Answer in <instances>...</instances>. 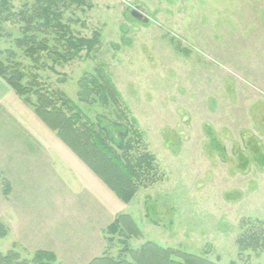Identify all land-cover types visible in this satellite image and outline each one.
<instances>
[{
    "label": "rangeland",
    "instance_id": "rangeland-1",
    "mask_svg": "<svg viewBox=\"0 0 264 264\" xmlns=\"http://www.w3.org/2000/svg\"><path fill=\"white\" fill-rule=\"evenodd\" d=\"M26 1L35 0H11L16 9ZM84 2L62 4L63 21L77 37L99 35V44L69 61L54 62L44 54L39 67L29 59L24 63L90 121L110 127L106 119L116 120L118 107L81 96L87 93L83 79L102 70L122 107L136 119L160 174L156 183L139 187L130 202L121 200L76 155L116 196L115 219L128 215L137 224L142 234L128 240L129 246L139 249L153 242L219 264H264V250L243 252L237 244L249 225L264 223V0ZM6 30L19 35L10 23ZM11 45L0 42L1 49ZM12 95L0 112V166H10L9 154L20 148L12 124L28 117L38 126L43 122L23 98L14 91ZM110 135L120 141L115 129ZM32 163L48 169L42 159ZM17 165L25 167L24 162ZM7 177L0 168V220L9 229L0 238V252L16 242L31 255L38 248L59 246L52 202L30 196L14 205L3 195ZM46 192L52 194L51 189ZM19 224L26 226V235L19 233ZM104 230V247L118 256L123 237L114 235V243H108ZM81 238L75 233L79 249ZM27 253L22 251L25 257ZM64 259L59 260L65 264Z\"/></svg>",
    "mask_w": 264,
    "mask_h": 264
},
{
    "label": "trees",
    "instance_id": "trees-1",
    "mask_svg": "<svg viewBox=\"0 0 264 264\" xmlns=\"http://www.w3.org/2000/svg\"><path fill=\"white\" fill-rule=\"evenodd\" d=\"M67 0H35L24 2L15 8L11 0H0V42L11 45L0 48V78L21 98L34 108L36 115L78 155L88 167L128 203L139 187H147L159 180V168L143 140V134L136 127L137 121L122 107L119 95L102 70L83 79V89L95 102L104 106H117L116 120H108L110 127L102 121L94 123L82 114V110L66 95L54 91L39 75L24 63L29 59L39 67L46 54L54 62L69 61L86 51L88 55L98 44L99 35L80 38L73 34L70 26L63 21ZM84 5V0H70ZM11 24L18 28V36L6 30ZM30 67V68H29ZM34 99V100H33ZM88 100V101H90ZM115 129L119 142L110 135ZM11 192L9 182L3 180V195ZM106 242L114 243V235L123 237V249L114 256L109 248L89 264H219L207 257L188 254L157 243L147 242L139 249H132L128 240L141 236L137 224L128 215L118 216L104 230ZM9 229L0 220V238H5ZM111 235L112 238L107 236ZM241 251L264 250V223L248 226L238 238ZM0 264H64L50 251L39 250L31 258L24 257L16 245L7 252H0Z\"/></svg>",
    "mask_w": 264,
    "mask_h": 264
},
{
    "label": "crops",
    "instance_id": "crops-1",
    "mask_svg": "<svg viewBox=\"0 0 264 264\" xmlns=\"http://www.w3.org/2000/svg\"><path fill=\"white\" fill-rule=\"evenodd\" d=\"M12 93L10 87L0 78V112L2 114L7 108L1 107L7 99L13 98ZM21 108L27 109L22 106ZM26 119L28 123L15 122L10 129L14 131L12 135H15L16 139L19 138L21 144L16 150V153L20 154H9L10 166L2 164L8 173L7 178L11 187L7 200L15 205L30 196H37L40 201L52 202L51 209L55 210L56 223L60 225L58 229L60 235L54 238L59 246L38 248V250H32L33 254L39 250H45L55 253L58 259L65 258V264H89L94 258L99 257L105 248L102 231L115 219L119 201L87 165L55 137L54 131L45 123L42 122L38 126L30 117ZM4 131L6 132V128ZM5 132L2 135H5ZM10 142L12 143V140ZM25 153L28 154L24 157L25 160L16 161V158L23 159ZM14 154L16 155L13 156ZM38 159H42L47 170L36 168L32 162ZM22 162H24V168L17 165ZM3 166L0 168L4 169ZM47 189L52 190L50 196L47 195ZM52 223L54 221L50 222ZM21 230H24L26 235L25 225L19 224V233H23ZM51 233L53 234V231ZM75 233L82 235L79 240L83 245L81 249L79 245L74 246ZM17 244L19 243H15L16 250ZM23 247L27 248L24 245ZM25 249L22 251L29 252ZM22 251L19 252L22 254ZM32 255L29 252L26 257Z\"/></svg>",
    "mask_w": 264,
    "mask_h": 264
}]
</instances>
